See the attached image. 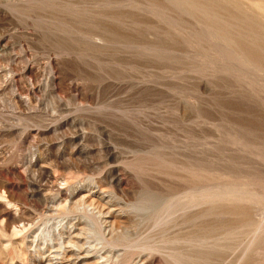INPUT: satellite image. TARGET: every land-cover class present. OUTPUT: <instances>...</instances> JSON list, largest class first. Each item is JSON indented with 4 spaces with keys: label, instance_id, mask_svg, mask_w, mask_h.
Wrapping results in <instances>:
<instances>
[{
    "label": "rangeland",
    "instance_id": "rangeland-1",
    "mask_svg": "<svg viewBox=\"0 0 264 264\" xmlns=\"http://www.w3.org/2000/svg\"><path fill=\"white\" fill-rule=\"evenodd\" d=\"M186 236L264 263V0H0V264H179L122 244Z\"/></svg>",
    "mask_w": 264,
    "mask_h": 264
},
{
    "label": "bare ground",
    "instance_id": "bare-ground-1",
    "mask_svg": "<svg viewBox=\"0 0 264 264\" xmlns=\"http://www.w3.org/2000/svg\"><path fill=\"white\" fill-rule=\"evenodd\" d=\"M100 133V132H99ZM109 133V132H108ZM107 133V134H108ZM106 134V135H107ZM108 136V135H107ZM106 138V137H105ZM107 148V147H106ZM106 151V150H105ZM111 153V152H110ZM105 154V153H104ZM111 155V154H110ZM116 177V176H115ZM117 178V177H116ZM114 181V180H113ZM115 182V181H114ZM223 189V188H222ZM86 191V190H85ZM91 191V190H90ZM67 193V192H66ZM84 193V192H83ZM82 193V194H83ZM97 193V192H96ZM193 193V192H192ZM194 194V193H193ZM217 194H218V192H217ZM217 194H212L213 195V197L214 196H217ZM205 195V194H204ZM233 195V194H232ZM71 196V195H70ZM94 196H95V193L94 192H86L84 195H82L79 199H77L76 201H74L73 202V204H71L70 205V207L71 206H74V205H76V204H78V205H81V209H83V210H85V213L89 216V221H90V223H91V228H89L88 230H90V231H88V232H94V233H96L97 234V236L100 238V239H104V240H106V241H108V242H111V243H114V242H118L119 241V243L121 242V240L122 239H127V235L129 234V232L127 231V229H126V227H125V223H128V222H125V221H123V219H121L120 218V216L121 215H116V214H113L111 211H109L108 210V208L109 207H107V211H106V218H103V217H105L104 215H103V217L101 216L100 217V215L99 216H97V215H95V212H93L91 209L93 208V209H95V208H98V207H102L103 205L100 203V201H99V198H97V199H95L96 198V196H95V198H94ZM101 196V195H100ZM100 196H98V197H100ZM198 196V195H197ZM72 197V196H71ZM209 196L207 195V196H203L202 198H208ZM219 197H221V196H219ZM202 198H200V199H198V198H193L191 201H189L190 203H188V208H192V207H194V206H196V205H198L199 203H202L203 202V200L204 199H202ZM222 198H223V196H222ZM224 198H226V196L224 197ZM74 199V198H73ZM100 199H101V197H100ZM206 200V199H205ZM40 201V200H39ZM102 201V200H101ZM72 202V201H71ZM9 203V202H8ZM56 203V202H55ZM105 205L107 204V202L106 203H104ZM108 205V204H107ZM104 207V206H103ZM147 207V206H146ZM79 208V209H80ZM99 208V209H100ZM106 208V207H105ZM104 208V209H105ZM71 209V208H70ZM81 209L79 210V211H81ZM99 209H97L98 210V213L100 212L99 211ZM102 209V208H101ZM115 209H118V208H115ZM68 210H69V207H68ZM73 210H74V207L72 208V212H73ZM76 210V209H75ZM96 210V209H95ZM21 211V210H20ZM105 211V210H104ZM114 211V210H113ZM116 211V210H115ZM103 213V212H102ZM101 213V214H102ZM119 213V212H118ZM147 214V213H146ZM2 216V215H1ZM122 217H125V216H122ZM64 219V218H63ZM62 220V219H61ZM70 223V222H69ZM102 224H105L104 225V227L105 226H107L108 228H107V232L106 233H104V231L102 232V229H101V225ZM60 225V224H59ZM65 225V224H64ZM76 224H74L73 226H75ZM63 226V225H62ZM72 226V227H73ZM65 227V226H64ZM71 227V226H70ZM85 226H83V228H82V230L83 229H85L84 228ZM61 229H63V227H60ZM81 228V227H80ZM75 229H77V228H75ZM79 229V228H78ZM77 229V230H78ZM22 230V229H21ZM73 230V229H72ZM76 230V231H77ZM79 230H81V229H79ZM58 231V230H57ZM60 231V230H59ZM58 231V232H59ZM63 231V230H62ZM12 234L14 235L15 234V232H17V230H16V228H14L13 227V229H12ZM57 232V233H58ZM82 232V231H81ZM63 233V232H62ZM67 233H70V232H68L67 231ZM18 235V234H17ZM79 236V235H78ZM87 236V235H86ZM15 237V236H14ZM74 237H76V236H72L71 234H69L67 237H66V239H65V241H66V243L67 244H70L71 246L73 245V246H77L78 244H77V242H76V240H75V238ZM172 238V237H171ZM222 238V237H221ZM30 240V239H29ZM218 240V239H217ZM213 240H212V238L211 237H203V238H201L200 239V241L199 242H197V240L193 237V236H186V247H185V249H183L182 250V248L180 249V251H178V252H175V251H169V250H163L158 244H156V243H154L153 241H149V240H141L140 242H138V243H136V244H134V243H131L130 241H126V240H124L123 241V249H121L122 250V252L124 253V254H126V253H128L130 250V248L131 247H133V246H136L137 248H142V249H148V250H153V251H158V252H161V253H165L168 257H169V259L170 260H172V259H175V260H177V262L179 263V264H196V263H198V261H197V259H196V253H195V248L194 247H197V245L200 247V251L201 252H206L205 250H207V249H209L210 247H212L213 246ZM216 244L218 245L219 243H218V241L216 242ZM31 246V245H30ZM66 247V246H65ZM78 248H79V246H77ZM63 248V247H62ZM80 248H82L81 247V245H80ZM64 249V248H63ZM66 249V248H65ZM64 249V250H65ZM255 249V248H254ZM67 251V250H66ZM65 251V252H66ZM35 252V251H34ZM65 252H63V250H60V253H61V255L64 253V255H65ZM70 252V251H69ZM89 252V251H88ZM261 252V251H260ZM259 252V253H260ZM72 254H73V252H71ZM85 254V253H84ZM78 255V254H77ZM76 255V256H77ZM87 255V254H86ZM66 256V255H65ZM262 256H264V255H262ZM64 257V256H63ZM67 257V256H66ZM167 257V258H168ZM205 257V256H204ZM60 258V257H59ZM61 258H62V256H61ZM262 258V257H261ZM257 260H258V258H256ZM256 260V261H257ZM259 260H260V258H259ZM63 261V260H62ZM262 262H263V260H261ZM60 262V261H59ZM261 262V263H262ZM114 263H115V261H114ZM262 264H264V263H262Z\"/></svg>",
    "mask_w": 264,
    "mask_h": 264
}]
</instances>
